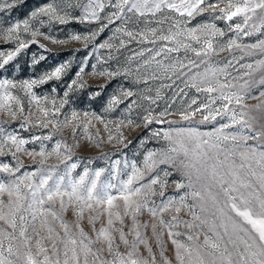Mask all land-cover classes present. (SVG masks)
I'll return each mask as SVG.
<instances>
[{"label": "rangeland", "instance_id": "rangeland-1", "mask_svg": "<svg viewBox=\"0 0 264 264\" xmlns=\"http://www.w3.org/2000/svg\"><path fill=\"white\" fill-rule=\"evenodd\" d=\"M169 2L179 3V0H169ZM228 2L229 0H205L202 5L204 11L192 17L187 13L182 15L166 5L159 11H145L144 15L135 11L129 12L128 6H125L124 12L121 13L115 7L119 0H100L104 7L102 10L96 8L98 19H84L89 0H16L12 8L0 7V52L6 54L15 51L18 47L15 35L6 36L7 28L25 19L29 20L30 25L29 31L25 32L21 23L19 32V40L28 46L21 49L3 69H0V81L9 80L15 85L0 88V95L9 92L19 99V103L11 101L8 105L0 107V145H2L0 164H7L10 169L18 168L15 172L0 170V181L8 184L17 177H23L25 173H34L35 175L31 177L34 184H39L42 178L50 175L49 186L60 177H64V185H67L70 180H79L87 169L88 176L85 183L90 185V181L95 178V172L103 169L98 186L109 183L116 185L110 191L112 195L118 196L121 181H126L131 174L132 162L142 168L144 157L149 151L167 149L170 146V142L164 139L163 132L169 131L173 138L177 139L178 129L197 128L201 132H210L223 124H231L232 111L226 114L223 112V105L227 101L220 96L219 84L233 85L231 89H224L225 94L239 92L244 96L242 104L249 106L248 108L242 109L234 99L228 108L235 111L238 119L241 115L244 119L257 117L253 129L243 131L244 135H255V131L260 130L261 123H264V113L251 107L264 102V96L260 95L264 92V85L258 83L264 75V67H257L256 63L264 60V55L258 50L248 55L242 48L228 49L227 43L230 39H236L237 44L243 46L264 40V24H262L264 12L260 9H257L255 14L249 12L251 18L247 24L244 23L243 15L234 16L231 20L224 19L220 9L226 8ZM232 2L236 4L238 0ZM255 2L258 0H253V3ZM3 3H12V0H0V4ZM47 4L58 7L62 15L66 14L67 22L60 23L43 14L31 18L33 11ZM112 13L116 15L113 16ZM205 24H214L224 33L222 36L217 34L212 37L215 51L207 56L203 54L197 56L191 48L185 49L173 40L159 38L181 30L186 33L187 29ZM236 24H240L244 31L252 34L246 36L243 31L238 34L235 30ZM256 28H259V31H256ZM152 29H155V34ZM33 31L37 32L36 36H32ZM128 32H132L133 35L128 36ZM76 35L81 39L72 38ZM177 39L181 43L191 44L192 48L197 50L203 47V36L200 43L191 40L186 34ZM102 44L106 46L100 47ZM177 48L178 51L171 50ZM190 61L194 64L189 63ZM248 64L252 65V69L244 67ZM61 65L64 66V71L58 79L52 78L44 83L34 84L30 91L23 87L24 81L40 80L42 76ZM213 71L216 73L215 77L211 75ZM206 73L207 81H210L211 86L216 87L217 91L209 93L203 90L209 87L208 82H202ZM194 76L195 81H193ZM246 80L256 83L244 89L241 86ZM193 82L201 91H197L196 87L192 86ZM128 92L132 95H126ZM33 94L39 99V104L33 99ZM114 97L116 103H112ZM210 101H214L211 107L220 109L222 114L215 120L200 123L208 114L202 106L209 104ZM0 103H3V100H0ZM42 108L47 109V115L41 111ZM73 112L77 114L75 120L72 118ZM161 113L165 114L161 115ZM183 115H188L189 119H183ZM147 116L152 117L151 123L145 120ZM44 124L47 126H43ZM240 127L239 124H231L225 132L239 133ZM155 132H160L161 135L155 136ZM110 135L111 140L108 139ZM10 136L26 141L20 146V151H17V146L9 139ZM231 143L226 141L225 145L231 147ZM246 143L259 145L261 141L249 139ZM41 150L44 151V156L39 155ZM242 150H236L237 155L234 159L237 165L241 163L238 153ZM117 161L119 164L116 163ZM72 164L76 167L69 171ZM164 170L169 171L171 175L165 178ZM156 171L159 172L162 180H167L165 194L161 197L159 195L161 189L155 186V193L150 196L147 206L136 214L135 219L141 237L147 240L152 248L156 264H164L165 257L171 264H178L175 258V245L168 235V227L160 224L161 217L167 222L176 215L179 220L193 224L191 229L185 223L173 224L172 231L179 233L175 238L185 243L203 244L205 234L216 239L214 233L209 230L213 220L217 224L216 231L221 236H223V228L219 227L220 220L211 212L201 213L198 204L195 211L202 219L207 216L209 220L207 225L197 227L200 225V220H195L187 207H181L177 214L175 207L179 204L154 217L149 208L161 206L169 198L179 201L180 196L191 191L187 187L176 188V183L186 185L187 180L180 172L173 170L172 166L160 165ZM147 179L146 177L139 183H146ZM252 179L255 184V178ZM139 183L135 186H139ZM21 188L25 193L29 191L24 189L23 185ZM256 188L258 189V184ZM2 199L6 204L9 199L7 193L3 194ZM64 199L67 203V197ZM185 203L192 205L196 201L188 195ZM115 204L118 208L113 211L121 213L123 223L113 216L114 227L123 229L129 244L125 245L120 240L119 232L113 230L115 237L113 248L126 257L132 243L137 240L135 231L132 230L133 217L131 211L128 215L123 214L122 200L118 199ZM47 206L46 204L45 207ZM76 207L75 202L68 204L67 210L61 215L79 238V229L75 227ZM55 208L59 211L58 201ZM106 208V204L94 205V209L85 208L79 224L93 241L91 245L93 249L103 248L102 259L111 261L114 255L107 251L106 242L103 238L97 239V231L107 223ZM96 215H99V219L95 220L94 229L89 217ZM231 215L235 216V213ZM31 216V210L25 213L26 236L30 237L29 245L33 253L37 251L36 240L44 237L43 245L48 249V255L52 256V240L47 238V229L41 228L39 216L35 222L32 221ZM48 219L56 232L63 237L60 221H53L50 216ZM153 224L156 225L157 233H162L159 242L153 234ZM17 225L14 232L16 239L12 242L14 245H19L23 251L26 246L19 235L18 218ZM33 227L39 231L40 237L35 235ZM0 229L13 232L11 226L3 220H0ZM189 234L198 237V240L189 242L187 240ZM227 239L228 237L224 236L223 242H227ZM7 244L8 241L5 240V248ZM57 244H59L58 239ZM229 248L231 249V245ZM5 255L7 256V252ZM137 255L147 259L151 264L152 256L149 255L145 244H137ZM39 258L42 260L43 254Z\"/></svg>", "mask_w": 264, "mask_h": 264}, {"label": "snow or ice", "instance_id": "snow-or-ice-1", "mask_svg": "<svg viewBox=\"0 0 264 264\" xmlns=\"http://www.w3.org/2000/svg\"><path fill=\"white\" fill-rule=\"evenodd\" d=\"M205 0H179V3L169 2V0H119V3L115 5L121 13L124 12V7L128 6L129 12H137L140 15H144L145 11L155 12L159 11L162 6H167L169 9H175L182 15L187 13L189 17L194 16L198 12L204 11L202 5ZM16 0H12V3L0 4V7L8 9L15 6ZM103 4L100 0H89L88 6L85 9L86 15L84 19H98L96 8L103 9ZM209 7H215L209 5ZM260 9L264 12V0H258L253 3V0H238L236 4H233L232 0H229L226 8H221L220 12L223 13V18L231 20L232 17L243 15L244 23L247 24L251 18L248 13H256V10ZM49 16L53 20H58L60 23H66V14H61L58 7L47 4L43 7L31 13V18H35L38 15ZM113 16L116 13H112ZM21 23L23 25V31H29V20L25 19L22 22H16L11 27L6 29V36L15 38L18 41V47L15 51L7 52L6 54L0 52V69H3L9 61L13 59L28 45L19 40V32L21 30ZM262 24H264V17H262ZM179 28V23L177 22ZM255 27V26H254ZM102 30V29H101ZM235 30L239 34L243 31V34L248 36L252 33L244 31L240 24L235 25ZM259 31V28L255 29ZM155 34V29L151 30ZM200 33V35H197ZM187 35L191 40L200 43L201 36H203V47L200 50L192 48L189 43H181L177 37ZM217 34L224 35L222 31L216 28L214 24H205L190 28L186 30V33L181 30L168 36L159 37L162 40H173L181 47L185 49L191 48L197 56L201 54L207 56L210 52H214L212 37ZM37 32L33 31L32 36H36ZM128 36H132V32L127 33ZM73 39L79 40V35L73 36ZM87 39V37H85ZM106 45H100L105 47ZM111 47V45H107ZM43 47V45H41ZM242 48L246 54L251 55L256 50L260 54L264 55V40H259L255 44L240 45L237 44L236 39H230L227 43V48ZM163 50V49H162ZM172 51H178L179 49H171ZM223 50V48H221ZM189 63H193L190 61ZM257 67H264V60L256 62ZM183 67V65H181ZM249 69H252V65H244ZM64 71V66L56 67L51 73H47L41 77L40 80L24 81L23 87L30 91L32 85L37 83H44L46 80L52 78H59ZM199 75V74H197ZM215 77L216 73H211ZM250 75V73H245ZM196 77H193L195 81ZM202 82H208L209 87L203 89L209 93L217 91L216 87H212L210 81H207V73L205 79ZM255 81L246 80L241 87L247 89ZM264 85V75L261 76L258 82ZM75 84V81H73ZM6 85L12 84L9 80L0 81V88H4ZM193 87H196L197 91H201L200 87L193 82ZM220 96L224 101H227L223 105V112L226 114L228 111H232L230 117L231 124H239V133H227L225 129L231 127V124H223L219 128L210 132H201L197 128L178 129L176 130L177 139L173 138V135L169 131L163 132L165 140L170 142V146L167 149H158L155 151H149L143 161V167L137 166L135 162H132L131 174L126 181H121V187L119 188V195L114 196L111 194L110 189L115 188L116 185L111 183L104 186H98L99 177L104 171L100 169L95 172V178L90 181V185L85 183V179L88 176V170L85 169L83 175L79 177V180L69 181L67 185H64V177H60L51 186L48 185L51 176L42 178L39 184H34L31 181V177L34 173H25L23 177H17L11 183H4L0 181V220L8 223L13 229L12 233L7 232L4 229H0V264H149L147 259H144L137 255V244L142 243L147 246V251L152 256L151 264H156L155 256L152 254V248L148 245L147 240L141 237V233L138 231V223L135 219L136 214L141 208L147 206L148 200L152 194L155 193V186H158L161 191L159 195L164 196V188L166 187L167 180L161 179V176L157 169L160 165H170L173 170L180 172V174L186 178L187 184L176 183L177 189L187 187L190 192H186L183 196H180L179 201L174 198H169L163 202L161 206L149 208V211L155 217L159 213L164 212L166 209L173 207L176 204L175 212L178 214L181 207H187L195 220H200V225L209 224L207 216L203 219L201 215H198L195 211L197 204L200 207L201 213L211 212L213 216L220 220L219 227L223 228V236L216 231L217 224L213 220L210 224L209 230L217 237L213 239L212 236L205 234L203 244L199 243H185L175 238L179 236V233L172 231L173 224L185 223L189 229L193 227V224L188 221H181L176 215H174L170 221H165L160 218V224L168 227V235L172 238V243L175 245V258L178 264H264V123H261L260 130L255 131V135H244V129H253V124L257 121V117L251 116L249 119H244L241 115L239 119L234 110L228 108V105L232 103L233 99L237 105H241L243 108L249 106L243 105L242 101L244 96L239 92H232L225 94L224 89H231V84H219ZM67 95V93H65ZM126 95H132L131 92ZM261 96H264V92H261ZM33 99L39 104V99L33 94ZM0 107L8 105L11 101L19 103V99L13 96L9 92H4L0 95ZM116 98H113L112 103H116ZM195 103V101H193ZM214 101H210L209 104H205L202 107L207 111V115L204 116L200 123L208 122L209 120H215L218 115L222 114L220 109H213L211 104ZM254 107L264 113V102L256 104ZM199 110V109H198ZM44 115H47V109H41ZM165 113H161L164 115ZM15 115V113H13ZM73 120L77 119V114L73 112ZM183 119H189L188 115H183ZM145 120L151 123L152 117L147 116ZM131 123V121H129ZM43 126H47L44 124ZM107 128V125H105ZM155 136H160V132H155ZM9 139L14 145L17 146V151H20V146L25 144L26 141L18 140L15 136H10ZM109 140L112 139L110 135ZM249 139L260 140L259 145H248L246 142ZM226 141H231V147L225 145ZM59 144L57 145V149ZM239 151V157L241 163L236 164L234 157L237 155L236 150ZM2 150V145H0ZM223 154V158L221 155ZM39 155L44 156L43 150ZM119 164V161L116 162ZM127 166V162H126ZM76 165H70L69 171L75 168ZM0 170L6 172H15L17 169H10L7 164H0ZM155 173V174H153ZM171 173L167 170L163 171V176L166 178ZM147 179L146 183H139ZM255 178V184L253 179ZM27 181V183H25ZM139 183V186H135ZM258 184V189L256 188ZM24 189L29 190L25 193ZM7 193L9 197L5 204L2 199L3 194ZM188 195H191L196 201L195 204L188 205L185 203ZM30 196V200H29ZM67 197V203L65 201ZM123 201L124 215H128L131 211L133 217V231L137 240L131 245V249L127 252L126 257L121 254L117 249L113 248L115 237L113 236V230L119 232L120 240L128 245L129 241L122 228L114 227L113 216L117 220L123 223L121 213L119 211H113L118 208L115 204L117 200ZM59 202V211L56 210L55 205ZM209 201L211 202L209 204ZM76 203L75 215L77 222L75 227L79 229V238L72 232L70 225L65 221L61 215L63 211L67 210V205ZM154 203V202H153ZM48 205L45 207V205ZM106 204L107 208V223L102 225L97 231V239L103 238L107 244V251L114 255V259L109 261L102 259L103 248L93 249L91 246L93 241L80 227L79 220L83 218L85 208L94 209L95 206ZM7 209V211H5ZM29 210L32 211L31 219L35 222L40 219L41 228H46L48 232V239L52 240V256L48 255V249L43 245L44 237H40L39 231L33 227V231L36 236L40 237L36 240L37 251L33 253L31 246L29 245L30 237L26 236L27 227L25 220V213ZM235 213V216L231 215ZM51 217L53 221L59 220L60 227L63 229V237L56 232L52 223L48 219ZM237 217L239 219H237ZM17 218L19 220V235L23 238V244L26 246L23 251L19 245H14L13 240L16 239L14 232L17 229ZM99 219V215L89 217L90 223L93 224L95 229V220ZM250 226V227H249ZM146 227V225H145ZM153 234L156 235L157 241H160L162 233H157L156 225H152ZM243 234V235H241ZM224 236H227V242H223ZM57 239L59 244H57ZM5 240L8 241L5 248ZM189 242L198 240V237L189 234L187 236ZM87 241V242H86ZM223 242V243H222ZM231 245V249L229 248ZM62 246V248H61ZM61 251L63 259L61 260ZM7 252V256L5 255ZM43 254V259L39 257ZM163 256V250L161 251ZM11 257H14L11 258ZM54 257V258H53ZM164 264H171V262L164 258Z\"/></svg>", "mask_w": 264, "mask_h": 264}]
</instances>
